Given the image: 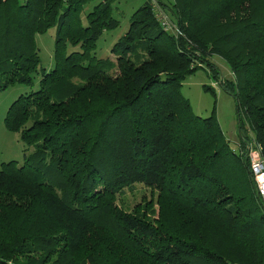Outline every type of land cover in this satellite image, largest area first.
Instances as JSON below:
<instances>
[{
	"label": "trees",
	"instance_id": "obj_1",
	"mask_svg": "<svg viewBox=\"0 0 264 264\" xmlns=\"http://www.w3.org/2000/svg\"><path fill=\"white\" fill-rule=\"evenodd\" d=\"M143 1L113 59L92 50L119 23L115 0H97L85 24L90 0H0V90L34 83L36 35L56 29L53 66L3 119L36 148L0 163V264H264L246 148L256 142L264 158V0H157L179 35ZM199 67L236 100L235 148L182 94ZM135 181L158 190L156 217L153 200L116 202Z\"/></svg>",
	"mask_w": 264,
	"mask_h": 264
},
{
	"label": "rangeland",
	"instance_id": "obj_2",
	"mask_svg": "<svg viewBox=\"0 0 264 264\" xmlns=\"http://www.w3.org/2000/svg\"><path fill=\"white\" fill-rule=\"evenodd\" d=\"M97 0H90L82 8L80 16L82 17V23L85 24L87 19L85 13L96 3ZM143 0H115L113 7V14L119 18V23L116 28L107 29L97 39V45L92 50V55L98 57H110L115 59L116 53L111 51L112 45L117 42V38L129 29V18L132 11L141 6ZM170 22L172 23L171 15L169 14ZM175 30L170 28L169 31ZM54 34L56 29L53 26L48 28L46 32L36 35V43H38V53L41 57L39 62V71L34 73V83L28 85V83L18 82L16 85L8 86L5 90H0V163L2 161L8 162L10 159L18 160V165L24 161V153L32 152L36 148V144H26L20 139V133L8 130L5 128L4 116L8 110V106L12 100L17 99L21 93H29L30 90L36 89L40 86L39 78L42 73V68L50 69L53 66V47H54ZM77 48V46H69L68 50ZM212 60L217 64L219 73L222 77H231L232 73L229 69V64L220 56L213 55ZM182 94L188 98L192 103V110L202 116L208 117V115L214 113L218 124L222 128L225 136L230 140L232 147H236L240 142L238 112L236 111V100L232 98L230 94L225 92L222 86L218 85L216 78L209 74L208 68L199 67L191 74H188L181 81ZM244 112L240 118L244 123L242 132L251 135V127ZM253 136V135H252ZM249 157V156H248ZM121 193L117 194L116 202L128 209H134L148 200H153L155 212L154 216H157V210L159 203L156 202V195L158 190L145 185L143 181H135L133 184L124 185Z\"/></svg>",
	"mask_w": 264,
	"mask_h": 264
},
{
	"label": "built area",
	"instance_id": "obj_3",
	"mask_svg": "<svg viewBox=\"0 0 264 264\" xmlns=\"http://www.w3.org/2000/svg\"><path fill=\"white\" fill-rule=\"evenodd\" d=\"M152 5L154 7L155 13H157V19L159 23L165 27V29L174 28L171 31L175 34H180V27L174 22H170L169 14L164 12V10L159 6L157 0H152ZM249 161H251L250 170L253 173L254 181L258 189L259 197L264 201V158L261 155V148L254 141L247 144Z\"/></svg>",
	"mask_w": 264,
	"mask_h": 264
}]
</instances>
